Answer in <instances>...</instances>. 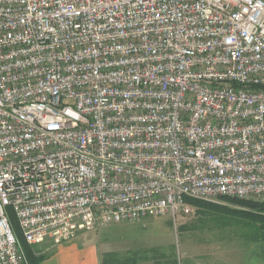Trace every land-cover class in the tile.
I'll return each mask as SVG.
<instances>
[{"label":"built area","instance_id":"1","mask_svg":"<svg viewBox=\"0 0 264 264\" xmlns=\"http://www.w3.org/2000/svg\"><path fill=\"white\" fill-rule=\"evenodd\" d=\"M264 203V0H0V264L30 245Z\"/></svg>","mask_w":264,"mask_h":264},{"label":"rangeland","instance_id":"2","mask_svg":"<svg viewBox=\"0 0 264 264\" xmlns=\"http://www.w3.org/2000/svg\"><path fill=\"white\" fill-rule=\"evenodd\" d=\"M226 198L230 197L220 199L219 204L239 208ZM192 209L187 214L179 212L175 219L168 213L113 223L94 231H81L75 238L61 244L76 245L79 251L96 244L110 251L130 248L170 250L184 255L186 264H251L262 261L264 229L238 214L212 211L193 203ZM12 224L19 233L15 218ZM54 246L43 243L31 246V250L34 254L39 251L47 254L55 250ZM43 253L40 255H45Z\"/></svg>","mask_w":264,"mask_h":264},{"label":"crops","instance_id":"3","mask_svg":"<svg viewBox=\"0 0 264 264\" xmlns=\"http://www.w3.org/2000/svg\"><path fill=\"white\" fill-rule=\"evenodd\" d=\"M43 243H46L47 246L55 245L49 241ZM43 243L37 245L41 246ZM54 247L55 250L47 254L43 253V251L35 253L37 255L42 253L46 255L41 264H186L184 255L170 250H156L154 248H151V250H139L130 248L110 251L101 249L98 244L83 251L77 250V246H72V244L66 246L58 244ZM251 264H264V258L260 263Z\"/></svg>","mask_w":264,"mask_h":264},{"label":"trees","instance_id":"4","mask_svg":"<svg viewBox=\"0 0 264 264\" xmlns=\"http://www.w3.org/2000/svg\"><path fill=\"white\" fill-rule=\"evenodd\" d=\"M225 200L228 202H233V204L237 205L239 208H232L226 205L219 204V202H208L203 200H190V202L198 205L199 207L205 206L212 211H222L225 213L238 214L240 216H244L246 218H249L251 222L257 224L259 228L264 229V203L262 201L238 199L231 197L226 198ZM12 218L13 221L14 216H12ZM18 236L24 247V250L26 251L29 264H41L42 260L46 257V255H35L31 250L32 245L28 244L25 241L20 232L18 233Z\"/></svg>","mask_w":264,"mask_h":264}]
</instances>
